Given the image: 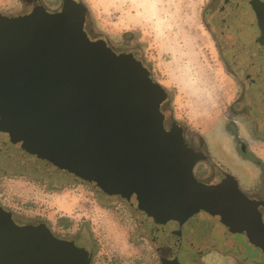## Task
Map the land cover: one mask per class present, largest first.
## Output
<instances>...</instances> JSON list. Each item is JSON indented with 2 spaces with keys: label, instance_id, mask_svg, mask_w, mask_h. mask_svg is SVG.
I'll list each match as a JSON object with an SVG mask.
<instances>
[{
  "label": "water",
  "instance_id": "1",
  "mask_svg": "<svg viewBox=\"0 0 264 264\" xmlns=\"http://www.w3.org/2000/svg\"><path fill=\"white\" fill-rule=\"evenodd\" d=\"M86 9L0 14V142L20 166L56 169L128 202L160 264H180L181 227L204 212L264 250L253 205L224 179L199 184L203 158L182 130L158 122L163 88L130 54L83 30ZM0 264H90L87 252L44 225H17L0 207Z\"/></svg>",
  "mask_w": 264,
  "mask_h": 264
},
{
  "label": "rangeland",
  "instance_id": "2",
  "mask_svg": "<svg viewBox=\"0 0 264 264\" xmlns=\"http://www.w3.org/2000/svg\"><path fill=\"white\" fill-rule=\"evenodd\" d=\"M56 1L45 2L53 9ZM80 1L87 9L90 37H102L117 52H134L168 95L167 115L202 134L219 167L243 174L247 168L238 163L223 132L233 85L204 22L207 0ZM35 4L36 0H0V14L25 16ZM256 152L264 155L257 148ZM20 169L30 175L19 172L24 176L0 179L1 205L26 219L46 221L62 234L79 229L91 234L96 244L93 264H160L155 243L126 202L115 199L113 206L102 205L94 199L95 187L63 173L70 180L58 186L45 169ZM191 224L188 220L183 229ZM256 257L264 264V256Z\"/></svg>",
  "mask_w": 264,
  "mask_h": 264
},
{
  "label": "flooded vegetation",
  "instance_id": "3",
  "mask_svg": "<svg viewBox=\"0 0 264 264\" xmlns=\"http://www.w3.org/2000/svg\"><path fill=\"white\" fill-rule=\"evenodd\" d=\"M45 1L49 0H36L34 8L43 7L47 12L53 13L59 11L62 6V0H57L59 3L53 9L48 7ZM74 1L81 3L80 0ZM82 6L85 8L84 4ZM203 17L218 57L233 85V95L226 108L223 132L235 149L238 163L247 169L237 176L219 167L214 162L210 147L202 134L189 131L167 115V94L159 104L158 122L167 131L176 124L182 130L188 149L203 154V158L192 167V175L199 184L213 186L228 178L236 182L238 191L253 205L256 222L260 226L258 236L264 238V155L256 152V148L264 151L260 149L264 148V0H207ZM83 30L91 41H105L102 37H90L87 9ZM106 45L108 46L107 42ZM111 49L116 55L130 54L138 61L132 51L117 52ZM142 66L144 67L143 64ZM20 164L0 142V179L22 176L19 172L30 175L28 171H21ZM43 172H49L48 176H51V180L58 186L70 180L56 169H45ZM92 192L94 199L102 205L113 206L115 199L128 204L126 200L103 189L95 187ZM0 207L11 213L13 221L19 226L44 224L57 239L72 242L76 247L84 249L90 264H93L92 249L96 244L91 234H85L82 229L62 234L55 231L46 221L26 219L22 214H16L1 204ZM188 220L192 224L185 231L183 226ZM188 220L181 227V243L177 249L180 264H212L213 259L222 260L224 264H263L256 254L264 256V250L252 243L246 234L230 230L204 212Z\"/></svg>",
  "mask_w": 264,
  "mask_h": 264
}]
</instances>
